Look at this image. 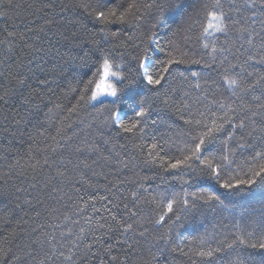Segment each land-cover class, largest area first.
<instances>
[{
    "label": "snow or ice",
    "instance_id": "6c2138e0",
    "mask_svg": "<svg viewBox=\"0 0 264 264\" xmlns=\"http://www.w3.org/2000/svg\"><path fill=\"white\" fill-rule=\"evenodd\" d=\"M18 7L13 0H0V17L8 19ZM75 10L83 19L67 22L75 29L71 41L78 54L65 60L67 54L57 52L64 63L54 62L51 76L39 69L43 79L32 67L43 51L29 43L33 29L21 32L13 25L9 31L5 24L0 33V106L8 109L3 119L23 135L21 126L34 115L38 127L28 134L29 152L43 153L39 159L33 155L26 168L19 161L9 165V174L31 171L36 182L30 187L39 184L36 205L46 200L59 205L42 207L44 223L0 236V264H128L138 237L161 228L158 241L165 245L173 233L180 236L178 250L187 264H264V71L257 69L264 67V0H47L30 14L44 20V31ZM162 30L167 33L163 43L157 38ZM18 45L24 58L16 54ZM241 55L246 56L242 61ZM65 64L75 67L61 89L57 76L62 77ZM25 88L31 89L27 95ZM45 90L57 102L49 100L51 106L45 104L41 113L35 100ZM18 93L19 107H10ZM162 112L167 120L160 118ZM54 119L56 135L45 136ZM161 125L164 133L158 132ZM94 126L103 144L110 145L108 155L95 141L75 142L79 132L87 136ZM121 138L127 143L120 144ZM84 153L96 159H80ZM104 167L114 170L105 173ZM45 169L49 174L38 180ZM88 172L92 178L103 176L105 183H93ZM133 185L125 196L126 186ZM256 189L261 190L259 212L237 211V202L253 197ZM25 203L35 210L31 200ZM97 203L105 215H99ZM69 205L70 213L60 212ZM88 208L92 215L85 217ZM209 213L214 219L227 213L228 222L221 220L195 237L177 232L189 219H207ZM35 218H41V210H35ZM113 237L115 242L108 243ZM118 245L123 257L113 254Z\"/></svg>",
    "mask_w": 264,
    "mask_h": 264
},
{
    "label": "trees",
    "instance_id": "16d2710c",
    "mask_svg": "<svg viewBox=\"0 0 264 264\" xmlns=\"http://www.w3.org/2000/svg\"><path fill=\"white\" fill-rule=\"evenodd\" d=\"M14 4L20 5V7L15 8L8 12V19L0 17V33H2L4 25H9L8 30H13L11 26L15 25L16 30L25 31L26 28H32L33 32L30 34L31 39L29 43L34 42V46L37 48H42L43 51L37 55V58L33 61V71L36 76L43 79L45 78L44 74H42L39 69H44L45 73H48L51 76V72L49 71L52 68V64L54 62L64 63V60H60L57 57L56 53H60L61 55L67 54L64 56V59H67V56H74L78 54V47L71 41V33L75 31L72 28V25L67 22V20H76L83 19V14L80 10H75L69 14H66L67 19H59L58 24L55 27L46 28L44 31H40V27L44 24L43 19H37L35 16L30 13L34 11L35 8L39 7L41 3H47V0H13ZM117 3L126 4L128 0H116ZM58 3L71 4L73 0H58ZM28 5H32V8H28ZM87 28L89 31H95L93 23L89 21H85ZM171 23V21H169ZM123 30L127 32L129 35L132 34L131 31L127 28V26H121ZM115 30V29H114ZM166 31H160L158 33V40L163 43L164 38L166 37ZM67 36L69 39H65ZM99 38V37H97ZM221 39H223L221 37ZM238 46V45H237ZM18 56L24 58L25 52L20 51V46L18 45L17 53ZM3 55V52L0 51V56ZM246 58L245 55L240 56V60H244ZM75 67L71 64H65V71L62 74L57 76V83L60 84L61 89L67 87V83L71 80V71L72 68ZM181 70H185V66H180ZM257 69L260 71H264V67H260L257 65ZM193 70H197L196 66H193ZM252 68H248V71H252ZM187 71H185V75H187ZM215 77V73H213ZM218 79V77H216ZM29 83L35 87V79L30 77ZM179 85V80H177V85ZM31 89L25 88L22 90L24 95H27ZM60 89H57V95H59ZM227 95V93H225ZM49 100L57 102L56 96H52L46 93V90L41 93L40 97L35 100V103L40 105L41 113L47 111V108L44 107L45 104L51 105L48 103ZM10 107H19V93L17 96L9 102ZM2 111H0V236H3L6 232L12 231L13 228L20 233L21 229H28L30 227H34L36 223H44L47 219V213L42 210V207H52L59 205H54V202L51 200H46L44 206L36 205L35 198L38 196L39 184L37 185V189H33L30 187L32 183H35L32 179L33 173L31 171H27L26 175L20 176L13 172L11 175L9 174V165L16 163L19 161L20 166H26L33 162L31 157L35 155L37 159L43 156L42 152L37 151L36 148L33 151L29 152V144L31 141L28 139V134L35 131L34 126L38 127L37 118L33 115L29 119H31V123L26 126H21L23 130V135H21L20 131H17L15 126L9 127V121H5L3 119L4 115H7L8 109L0 106ZM21 112H23V108H19ZM60 115H64L61 113ZM85 119V123L88 122V118L86 114H81ZM161 119L167 120L168 113L162 112L159 113ZM153 118H156L154 115ZM73 120H76L77 117H72ZM39 120H43V115L39 117ZM56 120L54 119L50 125H46L48 131L45 133V136H53L56 135ZM82 127V126H81ZM8 131H5V129ZM87 136L85 135V131L79 132L77 138H75L76 143H82L85 139L89 141V143L95 141L98 143L103 150L104 155H108V149L110 145H104L103 142L99 139V136L96 135L95 126L91 130H86ZM152 130L150 129V132ZM166 131V127L164 125L159 126L158 132L164 133ZM73 130H69L67 132L68 135H72ZM109 132H105V135H109ZM43 137L39 138L38 147L43 148ZM59 139V138H58ZM149 142H151L149 140ZM120 144H125L127 141L125 139H119ZM117 151H120L117 148ZM65 158H69L67 151L64 153ZM75 160V157H72ZM96 159L95 155H90L88 153H84L80 156V159ZM103 163V162H101ZM96 171H100L101 169L98 166H94ZM114 169H110L109 167H104L103 171L105 173H110ZM141 175L145 174L142 169H137ZM49 174V170L45 169L43 172H39L37 175L38 180H43ZM125 175H131V173H124ZM87 177L92 179L93 183L104 184L105 180L103 176L99 178H92L91 172L87 173ZM108 178L111 180L114 177L109 174ZM204 187H207V182H202ZM79 186V185H77ZM128 191L124 193L125 196H128L129 192L134 188L133 186H126ZM194 190V189H190ZM90 193L95 190H89ZM217 191L222 192V189H217ZM103 189L100 190V195H104ZM32 201V204L35 206V210H41V218L37 220L35 218V210L33 207H30L25 201ZM261 200V190L256 189L255 195L246 200H239L237 202V211H243L244 208L252 209L255 208L257 213L260 210L259 201ZM125 202H128L127 200ZM106 204V201L104 202ZM19 206V207H18ZM131 206V205H130ZM96 207L101 209L99 215H105L103 209L101 207V203H97ZM71 210V205L67 209L60 208V212H69ZM92 215L91 208H88L87 211L83 213V216ZM73 219H78V217L73 216ZM222 220L223 223L228 222V214L224 213L222 217L213 218V214L209 213L207 219H203L200 216H197L195 220L189 219L185 222V227L183 229H178L182 236H198L202 235L207 229L209 232L212 231L213 224H216ZM8 221V223H5ZM17 221L20 223L17 224ZM27 221V224L24 223ZM48 223H52L53 221L48 220ZM59 222V221H57ZM201 224L203 227H201ZM75 230V229H74ZM165 229L161 228L159 230H152L146 237L139 238V244L135 245V251L131 252L128 255V264H146V262H150V264H187L186 258L181 255L179 249L180 246V236L176 233L172 234V242L168 245H165L163 241H158V236L162 234ZM116 237H113L112 240H109L108 243H114ZM23 237H21L17 242H22ZM184 250L187 251V241L184 244ZM160 248L161 251L157 254L156 249ZM177 249V250H173ZM114 255H118L123 257L125 252L124 249L120 248L118 245L117 248L113 252Z\"/></svg>",
    "mask_w": 264,
    "mask_h": 264
}]
</instances>
